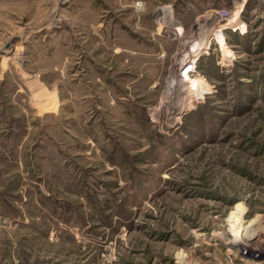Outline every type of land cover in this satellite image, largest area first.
I'll return each instance as SVG.
<instances>
[{"label": "rangeland", "instance_id": "1", "mask_svg": "<svg viewBox=\"0 0 264 264\" xmlns=\"http://www.w3.org/2000/svg\"><path fill=\"white\" fill-rule=\"evenodd\" d=\"M263 261L264 0H0V264Z\"/></svg>", "mask_w": 264, "mask_h": 264}, {"label": "bare ground", "instance_id": "2", "mask_svg": "<svg viewBox=\"0 0 264 264\" xmlns=\"http://www.w3.org/2000/svg\"><path fill=\"white\" fill-rule=\"evenodd\" d=\"M241 211H242V208L238 207L234 212H232L229 219H232V221L238 220L240 218ZM254 224H255L254 220H248L246 221V224L244 226L242 235L243 237H246V239L248 240L258 235V230L254 226Z\"/></svg>", "mask_w": 264, "mask_h": 264}, {"label": "crops", "instance_id": "3", "mask_svg": "<svg viewBox=\"0 0 264 264\" xmlns=\"http://www.w3.org/2000/svg\"><path fill=\"white\" fill-rule=\"evenodd\" d=\"M252 220H254L255 221V219H252ZM257 222H255V224H254V226L256 227L257 226V224H256ZM256 229H257V227H256Z\"/></svg>", "mask_w": 264, "mask_h": 264}, {"label": "built area", "instance_id": "4", "mask_svg": "<svg viewBox=\"0 0 264 264\" xmlns=\"http://www.w3.org/2000/svg\"><path fill=\"white\" fill-rule=\"evenodd\" d=\"M263 263H264V261H263Z\"/></svg>", "mask_w": 264, "mask_h": 264}]
</instances>
